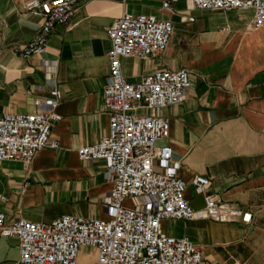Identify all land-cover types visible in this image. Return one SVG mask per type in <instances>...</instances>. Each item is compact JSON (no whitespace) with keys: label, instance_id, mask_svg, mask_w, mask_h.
<instances>
[{"label":"crops","instance_id":"0c3cea01","mask_svg":"<svg viewBox=\"0 0 264 264\" xmlns=\"http://www.w3.org/2000/svg\"><path fill=\"white\" fill-rule=\"evenodd\" d=\"M25 1L0 0V116L34 111V99H49L57 87L60 119L52 136L58 147H43L30 162L0 161L5 218L109 219L102 202L111 188L106 163L81 160L77 149L109 132L102 93L109 76V26L123 12L153 14L173 24L167 47L147 58L122 57L124 76L136 82L156 69L185 68L191 86L179 104L134 112L168 119L167 135L156 144L171 146L194 209L203 207V195L192 178L203 175L211 181L209 193L251 215L249 223L166 219L162 230L188 237L210 264H264V25L252 26L253 11L199 9L192 0H86L54 26L44 51L21 57L15 48L41 24ZM17 258L18 239L0 235V264Z\"/></svg>","mask_w":264,"mask_h":264},{"label":"built area","instance_id":"2783aa9c","mask_svg":"<svg viewBox=\"0 0 264 264\" xmlns=\"http://www.w3.org/2000/svg\"><path fill=\"white\" fill-rule=\"evenodd\" d=\"M86 0H26L25 8L41 19L34 37L15 48L21 57L45 50L56 24L67 21ZM199 9H251L252 26L264 25V0H192ZM162 6L168 7L165 1ZM192 20V18H189ZM173 24L153 14L123 12L108 28L109 76L103 87V109L109 132L91 145L77 149L81 160L104 159L111 188L103 198L109 219L63 214L49 221L7 220L0 212V235L18 239V258L12 264H210L199 245L188 237L167 235L166 219H210L231 223L251 221L250 213L226 205L208 192L211 181L195 175L192 184L203 195V207L194 209L186 199V183L177 174L178 162L169 145L156 141L167 135L168 119L138 109H161L185 100L191 86L189 71L156 69L130 82L122 72V57L147 58L165 51ZM61 91L34 99L35 110L0 116V161L30 162L45 146L57 148L52 127L60 119ZM0 199H5L0 195ZM131 204L127 206L125 201ZM232 264H242L238 261Z\"/></svg>","mask_w":264,"mask_h":264},{"label":"rangeland","instance_id":"374dc122","mask_svg":"<svg viewBox=\"0 0 264 264\" xmlns=\"http://www.w3.org/2000/svg\"><path fill=\"white\" fill-rule=\"evenodd\" d=\"M81 253H82V255L83 254H93L94 253V249L86 247V248L82 249Z\"/></svg>","mask_w":264,"mask_h":264},{"label":"bare ground","instance_id":"6f19581e","mask_svg":"<svg viewBox=\"0 0 264 264\" xmlns=\"http://www.w3.org/2000/svg\"><path fill=\"white\" fill-rule=\"evenodd\" d=\"M83 260H84V257H83Z\"/></svg>","mask_w":264,"mask_h":264}]
</instances>
